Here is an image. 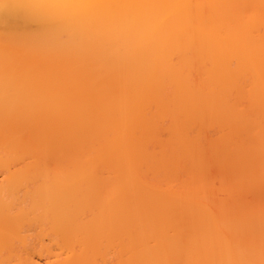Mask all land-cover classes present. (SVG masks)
I'll return each mask as SVG.
<instances>
[{
	"label": "bare ground",
	"instance_id": "6f19581e",
	"mask_svg": "<svg viewBox=\"0 0 264 264\" xmlns=\"http://www.w3.org/2000/svg\"><path fill=\"white\" fill-rule=\"evenodd\" d=\"M0 264H264V0H0Z\"/></svg>",
	"mask_w": 264,
	"mask_h": 264
}]
</instances>
